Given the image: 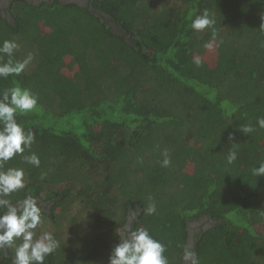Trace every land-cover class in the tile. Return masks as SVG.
<instances>
[{
  "label": "trees",
  "instance_id": "obj_1",
  "mask_svg": "<svg viewBox=\"0 0 264 264\" xmlns=\"http://www.w3.org/2000/svg\"><path fill=\"white\" fill-rule=\"evenodd\" d=\"M204 10L215 38L191 28ZM9 14L0 8V43L15 39V58H34L0 91L18 85L38 103L16 116L33 144L0 171L24 170L25 187L4 197L12 204L51 202L35 232L59 246L44 264H109L131 212V230L148 229L168 264H183L188 223L201 216L211 222L190 248L199 264H264V230L253 233L264 176L251 173L264 162V0H12ZM33 153L39 167L24 160Z\"/></svg>",
  "mask_w": 264,
  "mask_h": 264
},
{
  "label": "clouds",
  "instance_id": "obj_2",
  "mask_svg": "<svg viewBox=\"0 0 264 264\" xmlns=\"http://www.w3.org/2000/svg\"><path fill=\"white\" fill-rule=\"evenodd\" d=\"M216 20L207 10L196 16L191 28L202 32L210 30L212 36H217ZM211 48L212 44L205 45ZM20 44L15 39H5L0 43V78L18 77L33 60L29 53L23 60H17L15 53ZM6 57V59H5ZM199 66L202 61L194 58ZM38 97L27 88L14 85L0 91V165L12 159L15 155L23 154L35 140V134L25 130L23 124L16 119L18 114H27L37 107ZM259 127L264 128V117L257 120ZM245 134L254 131L251 125L241 128ZM231 139V137H229ZM160 161L162 167L170 164L167 151L162 153ZM229 164L237 160V152L229 149L226 156ZM26 163L35 167L40 166L39 157L33 153L24 156ZM253 176H264V162L251 170ZM24 170L22 168H8L0 171V250L13 246L15 240H20L15 248L14 264H44L45 258L59 246L51 232H43L36 237L35 230L41 224L42 210L34 197L28 196L17 204H12L4 197L25 187ZM156 211L155 204L147 208L148 214ZM127 232V234H125ZM120 242L112 249L109 264H168L164 255L165 246L154 239L146 228H135L131 231L122 230L117 233ZM183 264H199L195 251L185 249Z\"/></svg>",
  "mask_w": 264,
  "mask_h": 264
},
{
  "label": "flooded vegetation",
  "instance_id": "obj_3",
  "mask_svg": "<svg viewBox=\"0 0 264 264\" xmlns=\"http://www.w3.org/2000/svg\"><path fill=\"white\" fill-rule=\"evenodd\" d=\"M12 0H0V8H1V15L4 16L7 19H11V16L9 14V4ZM34 4H41L42 2H48L52 3L54 0H27ZM61 1H77L82 3H87L88 0H61ZM38 202V205L41 206V210L44 212L49 211V207L51 206V202H47L42 198H35ZM20 202V201H19ZM133 212H131V218H132ZM131 218L128 217L127 222L120 228L116 229L117 231L127 230L131 231ZM206 216H201L199 218H195L193 221H189L188 223V229H189V238L186 244V249L190 250V248L193 247V242L195 240V236L200 233L201 230L206 229V227L209 226L211 220ZM127 234V232H125ZM119 242H120V236H119ZM11 255H9L8 249L0 250V264H4L5 258H9Z\"/></svg>",
  "mask_w": 264,
  "mask_h": 264
},
{
  "label": "rangeland",
  "instance_id": "obj_4",
  "mask_svg": "<svg viewBox=\"0 0 264 264\" xmlns=\"http://www.w3.org/2000/svg\"><path fill=\"white\" fill-rule=\"evenodd\" d=\"M41 22H44V21H41ZM47 212V211H46ZM229 216H231V215H229ZM72 218V217H71ZM75 217H73V219H74ZM73 219H69V221L71 222V223H68V225H69V230H71V231H74L75 229H76V223L77 222H75V221H73ZM41 220H46V217H44V215H42L41 216ZM117 229H120V227H118ZM264 230V227L263 226H255L254 228H253V233H254V235H256V236H259V235H261V233H262V231ZM40 235H36V237H39ZM11 254H12V257H13V260L15 259V249H12L11 250ZM70 256V255H69ZM72 257V256H71ZM68 259V258H67Z\"/></svg>",
  "mask_w": 264,
  "mask_h": 264
}]
</instances>
